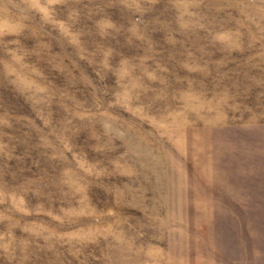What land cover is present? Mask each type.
Returning a JSON list of instances; mask_svg holds the SVG:
<instances>
[{
	"label": "rangeland",
	"instance_id": "374dc122",
	"mask_svg": "<svg viewBox=\"0 0 264 264\" xmlns=\"http://www.w3.org/2000/svg\"><path fill=\"white\" fill-rule=\"evenodd\" d=\"M0 264H264V0H0Z\"/></svg>",
	"mask_w": 264,
	"mask_h": 264
}]
</instances>
